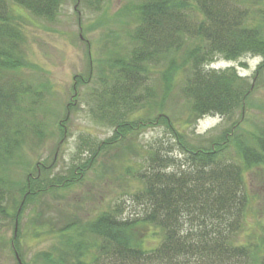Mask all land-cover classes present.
Here are the masks:
<instances>
[{
	"label": "trees",
	"instance_id": "16d2710c",
	"mask_svg": "<svg viewBox=\"0 0 264 264\" xmlns=\"http://www.w3.org/2000/svg\"><path fill=\"white\" fill-rule=\"evenodd\" d=\"M261 4V0H141L134 9L136 25L129 34V51L116 58L110 72L98 81L101 111L107 112L113 136L90 146L83 139L89 151L80 166L71 167L68 175L29 173L15 193L10 172L20 160L23 145L34 146L46 137L35 117L42 93L14 73L22 65L23 33L17 21L23 15L18 9L50 20L61 0H0V221L9 217L14 221L11 243L16 264H24L17 224L24 209L39 196L70 186L84 174L82 164L91 167L99 151L148 124L146 118L129 121V116L155 99L160 105L155 121L175 140L183 161L150 152L154 168L149 174L138 171L136 175L141 188L132 201L139 211L121 218L112 205L100 212L85 227L95 253L87 258L79 242L72 261L65 263L66 256L60 259L62 264H264V235L254 245L233 239L241 231L247 207L260 200L259 195L248 196L244 173H254L264 188V124L249 132L248 140L228 132L195 147L161 113L162 104L178 96L189 102L191 121L243 111L253 85L234 67L207 66L217 57L234 61L243 55L258 56L261 62L252 79L255 84L260 81L264 74ZM27 99L30 103L25 105ZM17 192L20 204L10 212L9 200ZM139 232H149L155 245L148 247L142 237L136 239ZM40 254L49 263L57 262L49 253Z\"/></svg>",
	"mask_w": 264,
	"mask_h": 264
},
{
	"label": "rangeland",
	"instance_id": "374dc122",
	"mask_svg": "<svg viewBox=\"0 0 264 264\" xmlns=\"http://www.w3.org/2000/svg\"><path fill=\"white\" fill-rule=\"evenodd\" d=\"M253 1L246 0L247 3ZM139 2L141 0H61L59 10L50 20L35 18L18 9L23 15L22 20L17 21L23 33L22 65L14 73L42 93L43 99L34 109L46 137L34 146L23 145L20 160L10 172L15 193L29 173L41 170L43 176L68 175L71 167L80 166L89 151L81 142L83 139L91 142L90 146L105 143L113 136L107 112L101 111L102 87L98 81L110 72L116 58L124 57L129 51L128 38L136 25L134 9ZM261 3L264 9V0ZM260 62V57L248 54L234 61L217 57L207 66L209 69L234 67L249 85H253L243 111L226 118L204 116L191 121L189 102L178 96L162 104L164 120L172 122L195 147L206 145L209 138L228 132L248 140V133L264 124V74L256 84L252 79ZM29 103L27 99L25 105ZM138 107L140 111L131 114L129 121H140L143 117L149 120L148 124L99 151L91 167L82 164L85 165L84 174L70 186L41 195L24 209L17 222L19 251L24 264H62L66 256L65 263L71 262L74 246L79 242L89 258L95 253L91 237L85 230L90 220L112 205L117 206L121 218L139 211V206L132 201L141 188L136 175L138 171L149 174L154 168L150 166L154 162L150 152L164 159L171 157L177 163L183 161L180 149L173 145L175 140L159 120L155 121L156 112L160 110L156 99ZM257 179L252 172L244 173L248 196L259 195L260 200L247 207L241 231L233 238L237 244L254 245L260 243L264 235V188ZM20 200L17 192L9 200L10 212L17 210ZM72 222L73 227L63 231ZM13 224L10 217L0 221V264H16L11 243ZM149 232L135 233V238L142 237L145 245L154 246L156 241ZM89 242L92 246L87 244ZM40 253H49L57 262L49 263Z\"/></svg>",
	"mask_w": 264,
	"mask_h": 264
}]
</instances>
